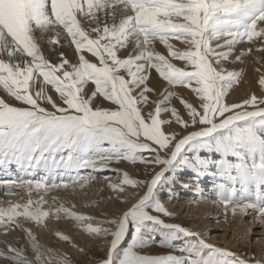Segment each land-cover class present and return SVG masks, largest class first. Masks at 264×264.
Listing matches in <instances>:
<instances>
[{"label":"snow or ice","instance_id":"obj_1","mask_svg":"<svg viewBox=\"0 0 264 264\" xmlns=\"http://www.w3.org/2000/svg\"><path fill=\"white\" fill-rule=\"evenodd\" d=\"M62 36L70 39L77 60L70 61L60 51L59 62H52L43 53V42L59 45ZM257 37L264 38V0H0V89L22 105L0 98V166L15 164L22 174L0 180V187L48 192L83 187L98 170L119 176L121 170L111 165L121 161L139 160L152 168L147 180L132 179L125 171L119 183L109 182L111 189L121 193L125 185L146 190L121 214L95 226L91 217L56 203V197H52L56 206L44 210L42 205L48 201L43 195L23 205L0 207V226L20 228L15 221L19 216L44 224L50 215L59 219L63 213L87 233L111 237L106 258L96 264H264V256L241 259L187 227L166 222L161 214L171 217L172 213L158 198L166 172L186 162L187 153L198 156L199 151L211 149L221 154L215 161L219 182L214 191L225 212L239 190L245 194L244 202L231 206V212L252 210L264 225L260 187L264 184V107L260 106L264 98L250 95L240 103H226L241 71H226L222 66L237 44ZM170 38L182 41L184 50L174 48ZM157 41L166 46L169 56L155 49ZM241 55L235 60L240 61ZM153 69L169 85L191 88L202 111L181 99L185 119L177 107H170L175 92H156L148 86ZM89 84L94 85L90 91ZM259 85L264 86V74ZM49 88L62 105L49 95ZM150 94L160 98L152 100ZM169 113L170 118H162ZM173 121L179 131L162 130V125L171 129ZM142 152L154 155L146 158ZM193 166L199 174L207 171L194 161ZM37 169L46 177L24 179ZM81 170L91 171L82 175ZM146 222L190 238L178 249L182 254H141L137 242ZM130 226L131 240L122 246ZM25 231L35 258L10 243L0 257L10 264H72L66 253L42 250L31 230ZM56 235L70 240L60 232Z\"/></svg>","mask_w":264,"mask_h":264},{"label":"rangeland","instance_id":"obj_2","mask_svg":"<svg viewBox=\"0 0 264 264\" xmlns=\"http://www.w3.org/2000/svg\"><path fill=\"white\" fill-rule=\"evenodd\" d=\"M118 17H120V16H117V18ZM82 23H84V26L86 28L87 27L89 28V25L87 23H85L84 21ZM60 39H61V43L59 45H50L47 42H45V44L42 43L43 53L46 55V57L48 56L47 58L52 62H54V61L59 62L58 53L60 51H63L65 53L66 48L69 47V45H70V39L68 41H65L63 36ZM236 52L237 51L234 50L231 55L234 56ZM65 56H67V55L65 54ZM96 62L98 63L97 60H96ZM222 66L226 71L233 70V68L230 69V68H228V66H225V65H222ZM122 74H124V73H122ZM256 74H257V76L254 77L253 82L248 84L247 88L245 87V89H247V91H246L243 87H241V85H245L244 83L248 82V79L245 78V80L243 82H241V80L244 79L243 78L244 72L241 73V78H240L239 82L234 84L233 88L229 90V94L225 98L226 103H229V104L240 103V102H242L243 99L249 97L250 95H256L258 98H264L261 96V93H264V86L259 85V76L261 74H264V66L261 69H258ZM194 95L196 96L195 93L191 92V88H188L186 91L184 90V93H182V92H181V94L179 93L178 97L175 95L174 96L175 98L173 97L174 99L171 100V103L169 106L170 107L171 106L177 107V109H178V111H180L181 115L185 119H188L187 111H185L186 109L184 108L183 104L181 103V99L179 100V97L182 99L184 98L189 103H192L193 106L197 107V109L199 110L200 102ZM230 100H232L234 102H232ZM260 106L264 107V105H260ZM250 110H253V109L250 107ZM183 111H185V112H183ZM200 111H202V109H200ZM168 118H170V115H168ZM168 118H166V119H168ZM173 126H175L174 121L172 124V128H173ZM168 129H170L168 126L162 125V130H164L166 133L168 132ZM189 130H194V129L190 128ZM193 154H194L193 152L187 153V155H191L190 158H187L186 162L178 164V167H177V170L179 171L178 174L173 175V174H168V172L165 173L166 182L162 185L160 191L158 192V198L164 204V206L168 209V211L172 213V216L171 217H164L163 219H165V221L168 223H178L180 225H181V222H185V224H183L184 225L183 227H187L189 230L194 231V232L205 231L206 234L203 237L206 240H209L210 243L215 244L216 246L218 245V247L225 248L226 250L228 249V244H229V246L237 245L239 247V250H234V254L241 259H245V260H249V261H252L255 259H260L262 256H264V225H262L261 223L258 222V214L256 212L249 210L246 213L243 212L239 216V218H236L239 220L241 219V222L239 223L238 227L239 228L242 227L241 229L236 230L237 226H233V225H235L234 217L232 218V220H228L224 215L222 216L221 214L217 213L216 211H215V213H212L211 209L209 211V214H207V217H204L203 215L201 216L200 210H198L200 206H203L200 204L201 203L199 201L200 199H196L195 201L191 200L189 202L186 199L184 200V198L181 197L183 194V195H187V196H191L192 198H195V197H198L196 195V193H198L200 195H204L205 193L208 194L210 192L214 194L213 197H216L215 191H214V185L212 186L211 190H206L200 186V183H202L204 185V187H207V185H209V182L214 184V180L219 179L216 175H214V173L217 171L216 165L215 164L213 165V166H215V170L211 174L213 176H216L217 179H210L211 175H209L208 173H207V176H204L203 177L204 179H202L201 174H199L197 171V168L194 167L193 164L192 165L188 164L189 163L188 160H190L192 162L194 161L196 164H198V161H201V159L197 160L196 156H192ZM208 154L211 155L210 158H212V161L215 159L219 160L221 158V154L219 152L211 150V149L201 150V151H199L198 155L201 157H204V156H208ZM140 155H143L146 158H151V156H153L154 154L149 153V152H142V153H140ZM228 159L233 161V162L238 161V157H236V156H229ZM125 162H127L128 164H134L131 161H125ZM137 162H139V160ZM142 167H146V166L144 164H142ZM151 170H152V168L150 169L149 174L147 176H145L144 174H141L143 179H145V180L150 179V176L152 173ZM174 171L175 170H173V172ZM192 171H197V172L194 173L195 174L194 175ZM13 174H14V177L18 176V174L22 175L21 173L18 172L17 168L15 169ZM24 176L26 177V175H24ZM93 176L95 177V179H90L91 181L88 182L87 184H85L83 187H79V185H77V189H76L75 193H73L74 195H72V194H69V195L72 197V199H75L76 202H78V200L80 201L81 198L84 196V198H82V199L86 202L85 203L86 205H88V203H89V206H90L89 207L90 209H87V211L92 210V212L94 211L93 213L98 216L97 217L96 215H94V217H92L91 222L95 226L96 222H98L97 220H99V219H100V221H102V220L104 221L106 218H107L106 220H108V218L109 219H113V217L115 218V215H116L115 210L120 208V207H122L121 209L126 210L127 207L130 206L131 201L129 200L130 197H128L126 195L128 192L126 190H124V192H122V193L121 192L117 193V191L114 192L115 193L114 197H110V194H107V192L105 190V189H108L109 182L119 183V181L121 180V177H122V173L118 176L117 174L114 173V171L105 172V170H104V172H103V170H102L98 175H93ZM134 176H135V174H133V177ZM191 176L192 177L195 176L196 180L192 181L191 178H188ZM132 179H136V178H132ZM137 180H139V179H137ZM175 186L179 187L180 189H178V191L180 190L181 192H178V191L177 192H171L172 189L175 188ZM261 186H263L261 189L264 190V184H261ZM85 187H86V189H84ZM101 188H102V190H101ZM237 188L239 189V185H237ZM129 189H131V190L133 189L132 190L133 193H137L138 195H140V194L142 195V192H143L142 188H140V190H139V188L133 187L131 185V186H129ZM5 190H7L5 187H0V206H3L4 204H6L8 202V200H11L13 198H17L18 201H23L24 198L26 197V193L23 192L24 189H22V188H16L17 191H15L13 198H8V196L5 195V192H3L4 194L1 193V191H5ZM60 191H62V190H60ZM82 191H83V193H82ZM94 191H95V193H94ZM174 191H175V189H174ZM33 194L35 195L36 192L35 193L33 192ZM63 194H65V193H63ZM63 194L59 193V194L53 195L54 197H56V203H60L61 198H66L68 195V194H66V195H63ZM242 195H245V194H242L238 190L235 193L232 204L244 202L241 199ZM247 195H250V194H247ZM38 198L39 197L36 196L35 199H38ZM107 198H109V199H107ZM165 198H168V199H165ZM169 198H170V200H169ZM46 200L48 202L43 205L44 210H47L49 208H54L56 206V204L53 203L52 198L46 197ZM201 200H204V199H201ZM217 201L222 203L218 199H217ZM78 203H80V202H78ZM78 203H76L77 204L76 207L79 210L81 209L80 210L81 213L82 212H83V214L86 213L87 211H85L83 209L85 207H82L83 205L82 206L80 205V207H79ZM119 203H120V206H119ZM183 203H184V206L182 205ZM187 203H189V204H187ZM91 207H93L95 209H93ZM201 209H203V207ZM207 212L208 211H206V213ZM24 219L25 220L21 222V225L25 226V228H22V227L17 228L14 226L11 227L12 230H10V232H12V233L10 235H8V238L16 239V240H18V242H20V237L16 236V234H15L16 232H20L18 235H23L24 230L27 228L30 230L38 228L37 223L35 221L28 220L25 217H24ZM55 219L56 218L53 215H50L48 218H46V220L43 224L44 228H46V226H49L48 231H53L54 229H56L58 227V221H55ZM59 219L63 220L64 214ZM252 220H255V221H252ZM238 222L239 221H237V225H238ZM16 224H18V223L16 222ZM248 225H251L250 230L247 229ZM243 226H244V228L247 229V234L249 236L248 239L246 238V234L244 232L245 229L243 228ZM13 228H15V229H13ZM193 229H195L196 231ZM74 230H76V229H74ZM153 231H154L153 228L147 229L145 224L142 226L141 237L137 242V247L143 248V250H141V254H149V255L168 254V253L175 254V255H181L182 254L178 251V249L183 246V241L173 240V239L169 241V239H168V241L165 240V242H164L162 236L159 234H156L155 232L153 233ZM63 234L66 235L67 233H63ZM88 235L91 236L90 237L91 240L88 238L89 240H87V242H89V246H86V249H85V251H83V254H86L89 257V260L92 261L94 264H96V262L100 258H106L105 253L107 251L108 246H103V244H100V243H103L102 240L104 237H97V236H94L90 233ZM131 235H132V229L130 226L129 227V235L125 238V242H124L125 246L127 245V242L129 240H131ZM96 238H97V240H96ZM186 238H188V237H186ZM67 242H68V245L71 246L72 241L69 240ZM161 243L163 245H160ZM109 247H110V244H109ZM228 251H229V249H228ZM66 254L69 257L71 256L70 258H72V256L75 258V256L70 254V253H66ZM5 262H1L0 264H3V263L4 264H7V263L10 264V262H6V263ZM85 264H89V263L86 262Z\"/></svg>","mask_w":264,"mask_h":264},{"label":"bare ground","instance_id":"obj_3","mask_svg":"<svg viewBox=\"0 0 264 264\" xmlns=\"http://www.w3.org/2000/svg\"><path fill=\"white\" fill-rule=\"evenodd\" d=\"M117 12H119V9H117ZM103 16V14L101 13V17ZM119 16V15H117ZM103 18V17H102ZM120 19V17L117 18V22L118 20ZM83 22V20H82ZM82 25L84 26V23H82ZM86 25V24H85ZM94 26V25H93ZM85 27V26H84ZM86 28V27H85ZM87 29L90 30V28L87 27ZM169 42L171 44H173L174 48H179L180 50H184L185 48V44L180 41V40H176L175 38H170ZM222 42V41H221ZM45 44V42H43ZM216 42H213V45L215 44ZM68 44V43H67ZM155 49L157 51H159L161 54H164L165 56H169V53H168V50L166 48L165 45L161 44L159 41H157L154 45ZM222 50H225L226 49H222ZM234 50H236L237 52L235 53V55H230L229 59L227 61H223L222 62V65H225V66H228V68L235 70V71H241V73L244 72V75H243V80H241V82H243L245 80V78L248 79V82H245L244 84L245 85H241V87H243L245 89V87L247 88V85L250 84L251 82H253L254 80V77L257 76V71L258 69H261L263 66H264V38H254L253 41H248L246 38L244 40H242L239 44L236 45V47L234 48ZM233 50V51H234ZM65 54L67 55L66 58H68L70 61H74V60H77L78 59V56L75 54V48L74 46H71V47H67L66 48V51H65ZM122 55H124L123 52H121ZM120 54V55H121ZM242 54V55H241ZM86 57L91 59L93 62H96V59L94 57L91 56V54L89 53H85ZM237 55H241V60L240 61H236L235 60V56ZM46 56V55H45ZM50 56V55H49ZM48 57V56H47ZM53 58V57H52ZM173 63L177 64V66H183V62L182 61H179V60H176V59H173L171 57H169ZM54 61V60H53ZM55 62V61H54ZM126 75V74H125ZM127 78V77H126ZM148 86L149 87H152L154 88V90L156 92H164L166 93L167 91H173L176 93V96L178 97L179 96V93L181 94L184 93V90L186 91L189 87L187 86H180V85H177V86H171L169 85L166 81H164L162 78L159 77V75L155 72V70L153 69L150 73V76H149V82H148ZM94 88V85L92 84H89L88 85V89L89 91L91 89ZM247 91V89H245ZM48 92H49V95H52L53 96V99L56 100V102L58 104H61L62 105V101H60L58 99V94H55L54 93V90L52 89H48ZM192 92V90H191ZM194 93V92H193ZM186 94V93H185ZM152 100L154 99H158L160 98L158 95H153V94H150ZM195 96V95H194ZM185 97V96H184ZM187 97V96H186ZM193 97V96H192ZM197 99L198 97L195 96ZM0 98L2 99H5L6 102H9V103H13L14 106H22L20 104V102H17L14 100V98H11L6 92H4L2 89H0ZM175 98V97H174ZM172 98V99H174ZM182 99L179 97V100ZM184 99V98H183ZM185 100V99H184ZM189 100V99H188ZM193 100V99H192ZM199 100V99H198ZM232 101V100H230ZM179 102V101H178ZM234 102V101H232ZM42 104V106H45L47 107L49 110H52L51 108V105H48V104H45L44 102H40ZM176 103V102H175ZM104 106H110V102H105V105ZM177 106V105H176ZM181 106V105H180ZM179 106V107H180ZM154 107V106H153ZM183 110V109H182ZM186 111V110H185ZM183 111V112H185ZM200 111V108L199 110ZM170 115V113L168 114ZM168 115L167 116H164L162 115V118H168ZM172 129H175L177 131L180 130L179 126L178 125H175L173 126ZM172 129H168V132L171 131ZM191 155H187V158H190ZM192 156H196V155H192ZM204 156V155H203ZM201 156H196V159H200ZM211 155L208 154V156H204L202 158H204L203 161H198V164L203 166V167H206L207 171L205 174H201V177L202 179H204L203 177L204 176H207V173L209 175H211L210 179H217L216 176H213L211 173H213V171L215 170V166H213L215 164V161H217V159L213 160L212 161V158H210ZM219 159V158H218ZM189 162V163H188ZM188 164L192 165L193 162L188 160ZM206 162V163H205ZM112 168H119L121 170V173L123 174V172H128L129 173V176L131 178H136V179H139V180H145L143 179L142 175L141 174H144L145 176H147L149 174V171H150V167H142V163L139 161L137 163H134V164H128L127 162L125 161H121L119 162L118 164L117 163H113L111 165ZM177 167H174L172 169H170L168 171V174H178L179 171L177 170ZM4 170L6 169V167L3 168ZM39 171L42 170V169H38ZM158 170V168H157ZM173 170H175L173 172ZM88 171H91V170H82L81 171V174L82 175H87L88 174ZM102 170H98L96 172H93L92 175H98ZM152 171V170H151ZM198 171V170H197ZM197 171H192L193 174L196 173ZM104 172V170H103ZM105 172H111V170H105ZM115 174H117L115 171H114ZM133 174H135V176L133 177ZM195 175V174H194ZM46 177V176H44ZM198 177V176H197ZM14 178V174H12L10 176V179ZM188 178H191L192 181H195L196 180V177L195 176H191V177H188ZM24 179H27V175L26 177L24 176ZM40 179V178H38ZM50 179V177H49ZM120 179V178H119ZM122 179V177H121ZM206 180V179H205ZM91 180H89L90 182ZM175 181V180H174ZM219 182V179L217 180H214V184L210 183L209 182V185H207V187H204V185L202 183H200V186L203 187L204 189L206 190H211L212 186L217 184ZM129 186L131 185H125L124 186V190L128 191L127 192V196L130 197V206L132 203H134L138 198L139 196L141 195H138L137 193H133L131 189H129ZM80 187V186H79ZM106 187V186H105ZM263 186H261L262 188ZM6 188V187H5ZM104 188V187H103ZM7 189V188H6ZM77 187L75 188H72V187H68V188H59V189H52L51 191H48V192H44L43 190H37L35 188H33V190L31 191V193L28 192L27 189H24L23 192L26 193V197L24 198L23 201H18L17 198H13V195L15 193L16 188H13L11 191L10 190H5V191H1L2 194H4L3 192H5V195L8 196V198H13L11 200H8V202L6 204H4L3 206H0V207H4V208H7L11 205H14V204H20V205H23L25 203L28 202L29 199H32V200H38L40 199V197L43 195L44 198L46 199V197H54L53 195L54 194H63V195H67L66 198H61V202L60 203H63L65 207H71L74 211H77L79 214L81 215H85V216H89V217H94V214L91 211H87V209H90L89 207V203L88 205H86L85 201L82 199L84 198V196L81 198V200L78 202L75 201V199H72V197L69 195V194H72L74 195L73 193H75ZM81 189V188H80ZM86 189V187L84 188ZM92 189V188H91ZM98 189V188H97ZM143 189V188H142ZM175 189V191H174ZM178 189H180L179 187L175 186V188L172 189L171 192H177ZM62 190V191H60ZM89 190V189H88ZM102 190V188H101ZM107 194H110V197H114L115 196V193L116 192L115 190L111 189L108 187V189H105ZM140 190V188H139ZM146 189H143L142 191H145ZM33 192L36 194L34 195ZM97 192V191H96ZM99 192V191H98ZM162 192V191H161ZM178 192H181L180 190ZM83 193V191H82ZM95 193V191H94ZM118 193V192H117ZM139 193V192H138ZM81 194V193H80ZM143 194V192H142ZM240 194V193H239ZM120 195V194H119ZM196 195L198 197H195V198H192L191 196H187V195H183L182 194V198H184V200L186 199L187 201H195L196 199H200L199 201L201 202L200 204L203 205V206H200L198 210H200V214L201 216L203 215L204 217H207V214H209V211L210 209L212 210V213H215V211L219 214H221L222 216L224 215L228 220H232V218L234 217V221H235V225L233 226H237L236 227V230L237 229H241L242 227H238L239 226V223L241 222V219H236V218H239V216L243 213V212H240L239 210L233 214L231 212V206H233L234 204H231L229 206V211L226 213L225 210H224V206L222 203L218 202L217 201V197H213L214 194L213 193H205L204 195H200L198 193H196ZM36 196H38L39 198L38 199H35ZM70 196V197H69ZM97 196V195H96ZM125 196V195H124ZM109 197V198H110ZM70 198V199H69ZM107 198V199H109ZM165 199H168V198H165ZM201 199H204V200H201ZM87 200V199H86ZM170 200V198H169ZM118 201V200H117ZM121 202V201H120ZM76 203H78L79 207L80 205L82 207H85L83 208L85 211H87L86 213L83 214V212L81 213V209L79 210L77 207H76ZM129 203V202H128ZM115 204V203H114ZM189 204V203H187ZM184 206V203L182 204ZM119 206H120V203H119ZM118 206V207H119ZM128 206V205H127ZM129 206V207H130ZM205 206V207H204ZM43 207V205H42ZM203 207V209H201ZM93 208V207H91ZM117 208V207H116ZM122 207L118 208L115 210V214L118 215V214H121L123 209H121ZM128 208V207H127ZM95 209V208H93ZM48 210V209H47ZM206 211H208L206 213ZM115 215V217H116ZM63 216V213L60 214V217ZM97 216V215H96ZM101 216V215H100ZM220 216V215H219ZM98 217V216H97ZM56 218V217H55ZM106 218V217H105ZM114 218V217H113ZM161 218H164V216L161 214ZM107 219V218H106ZM105 219V220H106ZM109 219V218H108ZM24 217L23 216H19V217H16L15 218V221L21 225V222L24 221ZM51 220V219H50ZM95 220V219H94ZM55 221H58V227L56 229H54L53 231H48V228L49 226H46V228H44V225L43 224H37V229H31V232L33 233V235L36 237L37 241L42 245V250L46 251L47 249H54L58 252H62V253H70L72 255L75 256V258L72 256L71 260H72V264H85L86 262H88L89 264H94L92 261L89 260V257L86 255V254H83V251H85L86 249V246H89V242H87V240L90 239V235H88L84 228L78 224L77 222L73 221L71 218H68L66 216H64V219L63 220H60V219H55ZM97 221H100L97 220ZM103 221V220H102ZM204 221V220H203ZM237 221L238 222V225H237ZM252 221H255V220H252ZM51 222V221H50ZM183 224H185V222H181V226H184ZM225 224V223H224ZM147 229L148 228H153L154 231L153 233L155 232L156 234H159L162 236L163 238V241L165 242V240L169 241L170 240H181L183 241V246H185L189 239L190 238H186L184 237L182 234L180 233H177V232H174L173 230H169V229H159L157 228V226H154L152 225L150 222H146L145 223ZM104 227H109L110 225H107V224H104L102 225ZM22 228H25V226H22ZM114 228V226H111ZM244 228V226H243ZM15 229V228H13ZM28 229V228H27ZM76 229V230H74ZM196 229V228H195ZM193 229V230H195ZM245 229V234H246V238L248 239L249 236L247 234V229L250 230L251 229V225H248L247 226V229ZM10 230H12V228H8L7 230H5V228L3 226H0V251H4L6 252L7 251V247H8V244H12V246L14 247H19V248H23L25 253L28 255V257L30 259H34V254L31 250V247H30V242H29V239H28V236H27V232L24 230V233L23 235H18L20 232H16V236L17 237H20V242H18V240L16 239H12V238H8V235H10L12 232H10ZM45 231V232H44ZM48 231V232H47ZM151 231V230H150ZM196 231V230H195ZM242 231V230H241ZM57 232H60V233H67L66 235L69 236L70 238V241H72V244L71 246L68 245V242L67 241H63L61 240L57 235L56 233ZM201 235L202 238H204L203 236L206 234L205 231H200V232H197ZM80 235V236H79ZM181 237V238H180ZM89 238V239H88ZM126 238V237H125ZM95 239V238H94ZM111 237H104L103 238V243H100V244H103V246H108L109 247V241H110ZM91 240V239H90ZM97 240V238H96ZM101 240V239H100ZM101 241V242H102ZM125 242V241H124ZM206 242L210 243L209 240H206ZM125 244V243H124ZM215 245V244H214ZM122 246H125V245H122ZM216 246V245H215ZM218 246V245H217ZM228 249L229 251L233 252L234 253V250H239V247L237 245H234V246H229L228 244ZM227 249V250H228ZM231 249V250H230ZM79 250V251H78ZM83 250V251H81ZM151 251V250H150ZM88 252V251H87ZM238 252V251H237ZM243 256V255H242ZM71 257V256H70ZM248 259V258H247ZM10 262L9 260L3 258V257H0V263L1 262ZM5 262V263H6ZM4 264V263H3ZM8 264V263H7Z\"/></svg>","mask_w":264,"mask_h":264}]
</instances>
